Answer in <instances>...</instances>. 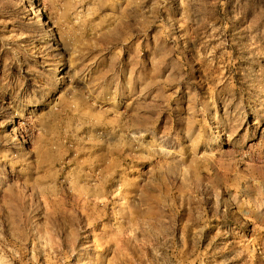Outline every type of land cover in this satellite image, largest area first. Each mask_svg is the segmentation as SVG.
<instances>
[{"label":"rangeland","instance_id":"obj_1","mask_svg":"<svg viewBox=\"0 0 264 264\" xmlns=\"http://www.w3.org/2000/svg\"><path fill=\"white\" fill-rule=\"evenodd\" d=\"M0 264H264V0H0Z\"/></svg>","mask_w":264,"mask_h":264}]
</instances>
